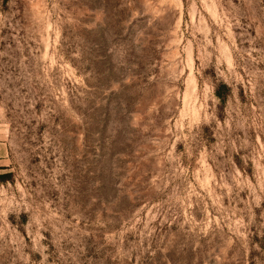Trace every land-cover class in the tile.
Returning <instances> with one entry per match:
<instances>
[{
  "label": "rangeland",
  "instance_id": "1",
  "mask_svg": "<svg viewBox=\"0 0 264 264\" xmlns=\"http://www.w3.org/2000/svg\"><path fill=\"white\" fill-rule=\"evenodd\" d=\"M0 264H264V0H0Z\"/></svg>",
  "mask_w": 264,
  "mask_h": 264
},
{
  "label": "trees",
  "instance_id": "2",
  "mask_svg": "<svg viewBox=\"0 0 264 264\" xmlns=\"http://www.w3.org/2000/svg\"><path fill=\"white\" fill-rule=\"evenodd\" d=\"M216 97H217L218 99H221V96H220V94H218V93H216Z\"/></svg>",
  "mask_w": 264,
  "mask_h": 264
}]
</instances>
